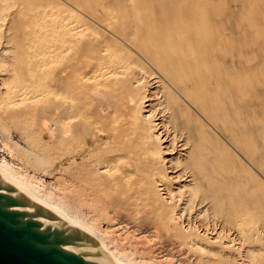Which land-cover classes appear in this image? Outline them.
Instances as JSON below:
<instances>
[{
	"label": "bare ground",
	"instance_id": "obj_1",
	"mask_svg": "<svg viewBox=\"0 0 264 264\" xmlns=\"http://www.w3.org/2000/svg\"><path fill=\"white\" fill-rule=\"evenodd\" d=\"M58 1L60 2V0ZM158 1L159 0H152L151 2L150 0V3H148L149 1L147 0H140V2L136 3V5L130 4V6L127 8L128 12H129L128 9L130 8V16L128 17L126 14H124L123 19H121V17L117 15L114 12V10L111 12V10L109 9L110 5H108L107 3L106 4L102 3L101 5L97 4V6H95L92 5L93 4L92 0L90 2V5L88 3L85 4L87 1L84 3L85 5L81 4V2L79 3L73 2L71 4L74 5L66 6L65 11L60 10L61 14L57 15V19L54 23L53 34H52V38H53L52 56L54 58L53 62H55L54 67L56 65V69H57L55 70L56 73L54 72L56 75L53 80L52 88L50 87L51 93L53 94L55 101L54 106L52 105L53 109L51 108L52 109L51 113L53 114V118H54V124H53V128L52 127L49 128L51 125L48 127L47 124L48 120L45 118L42 122V125L44 124L45 126L44 128L48 129L49 138L51 139L50 141H52L56 145L55 148L57 149L56 151L57 154L55 159L53 158V165H57L58 167H60L63 164L62 162L61 165L59 163L56 164L57 162H59L58 159L59 158L61 159L60 156L62 155L63 151H66V153H63V155L66 154L65 158L68 153L69 155L73 154L71 156V159L69 158L70 159L68 163L69 169L67 173L70 175L69 178L71 179V181L69 182L71 183V187L70 186L69 187L72 188L71 190H73L75 196L73 197L72 201H66L62 199L60 196L57 197L56 195L50 192L42 191L38 188L40 184L38 186H36V184L34 185L33 184L34 182L32 183L31 180L29 181L28 180L29 177L27 178V175L25 176L24 174L22 175V173H19L14 168V165L12 166L11 164L5 161L2 162L1 160H0V184H2L4 187H10L12 189L11 192L14 193L16 196L18 197L22 196L26 198V200L28 201V205H30L32 208L34 209H37V207L42 208L53 214L54 215L53 219L50 218L47 219H49L59 228H68L70 231L77 232L79 235L86 237L87 239L81 241L80 243L108 264H153L151 263L152 262L151 259L150 260L147 259L149 261H147L145 258L136 259L132 256V254L125 252L126 249L123 250L119 249L109 240L107 234H109L110 232H112V234L113 233L121 234L124 237L126 235L127 236L132 235L137 239V243L138 241L143 243H154L156 249V256L158 257L159 260L161 259L162 261H166L167 259L174 258L179 262V264H190L191 261H189V259L191 260L193 257L194 260L197 261L196 264H198L199 262L201 264L202 256H204L205 258L207 255H210L211 257L213 256V258L210 259L215 260L213 262L216 264H236L227 255V253H224V250L226 252L227 249L228 250L231 249L235 243L233 241L231 242L224 241L223 238L225 237V234L229 231L227 229V227L229 226L226 227L225 224L230 223V221H232L231 220L232 218H230L231 216L230 213L232 212H230L229 210L230 209L232 210L233 205H236L233 204L234 201L231 203V200L233 198L231 195L232 192L229 191V186L230 187L232 186L230 181L234 183L235 180L237 179L236 176L238 174L235 175L232 173L233 175H235L236 178L233 181L231 179L229 180V178L226 175L223 176L222 174L221 177L222 179L224 177V180L223 181L220 180L223 183V185L222 188L220 187L222 191H221V195H219L220 196V198L218 199L219 201L217 200V196H215L217 189H215L216 190L215 191L214 189L211 188L212 184H214L212 182L213 180L212 175L216 176V174L212 173L214 172L213 168H215L217 164H225L226 166L227 164H232L231 156L233 155V154L231 155L232 152L229 149V144L227 142L228 140H225L226 143L222 142L224 144H220L223 145V150L221 148L222 146L220 147V149L223 152L219 155L218 150L219 151L221 150L219 148L217 150L216 149L217 147L216 148L214 147L215 145H213L214 143L213 141L215 140H212L214 138L213 137L214 135L219 137L218 136L219 134L218 135L215 134L214 127L220 125L219 128L223 130V133H225L232 140L234 145L238 144V142L236 141H239V138L241 137L240 136L238 138L239 136L238 135L237 136L238 140L237 138H235V136L240 131L239 132L236 131L237 133L234 132L235 136L233 135L234 133L231 127L234 128V125L232 126L230 125V123L232 122L234 124L236 123L234 122V120L233 121L231 120L232 122H230V117L228 116V112H227L228 110H226L227 109L226 105H224V103H227L228 105L229 104L228 102L231 101L230 96L232 95H230V93L232 92V88L229 93V89H230L229 86L234 87V90L237 87V86L236 87L233 86L232 80L230 81V76L231 77L233 76V75L229 76V74L232 71L230 70L231 67L229 69L230 72L228 71L229 73L226 70L227 68L226 69L223 68L226 71L224 70L225 72L224 71L221 72L222 70L220 67V63H221L220 61L226 60V57L229 54L228 52V54L225 55L224 54L225 52L222 53L223 51L222 52L218 51L220 50L218 49V47L221 48L222 47L221 45H223L224 47L227 46L228 40L226 39L227 37L225 36L226 35L225 32L227 30L225 29L224 32L225 34L224 36L226 38L223 37L224 38L223 39L218 36L217 37L218 39H216L217 42H213L215 43L213 45V43L211 42L214 40L215 37H213L214 35H212V32L209 29L210 27L207 23L208 22L207 16L209 15H207L208 13L205 14L202 11H200L201 5L200 6L198 5V7L195 6L196 8H193L196 3L190 0V3L191 2L194 3V5L190 4L191 5L190 7H192V5L193 7L189 8L190 10L193 9V11H189L188 9L189 12L191 13L193 12L191 14L192 17L191 16L188 17L187 16L188 14L186 12H185L186 15H183V11L182 14H180L179 16H174V15L168 16L169 14L167 15L166 13L170 11L168 9L173 7V4L170 5L165 4V7L167 6L168 9L165 7H162L161 9L160 7L162 3L159 1V3L161 4L157 6ZM181 1L179 2V5L182 3L181 5L184 6L185 1L182 2ZM207 1L209 0L203 1L204 4ZM229 1L230 0H228V2ZM99 2H101V0ZM111 2L117 3L118 1L113 0ZM123 2L126 1L123 0ZM65 3H67V0L65 1ZM94 3H96V1ZM120 4L122 5V3ZM219 4L222 3L219 2ZM217 5L214 6L217 7ZM230 6L228 8L232 9V7ZM251 6L253 10L254 8H256L253 5ZM257 6L259 7V5ZM216 7L214 9H216ZM123 8L125 7L122 8L119 7L121 11ZM205 8L203 11L207 12ZM218 9L220 10L221 8ZM57 10L55 12H57ZM239 10H242V8L238 9V11ZM260 10L262 9H258L257 11ZM222 12L223 11H221V14ZM156 13H158V15H156ZM228 13L229 11H227V14ZM216 15H219V13ZM240 16L244 17L243 14ZM257 16L260 17L259 14H257ZM190 17L192 20H190ZM210 17H212V15H210ZM233 17L231 16V18ZM237 17L238 16H236V18ZM231 18L229 21H231ZM246 19L244 18V20ZM220 20L222 19L219 18V21ZM251 20L250 22L247 21L246 23L249 22L250 25V23L252 22ZM17 21L23 22L24 20H21L18 17ZM213 21H211V24L213 23ZM256 21L258 20L256 19ZM217 22H216L217 26H220L219 24L220 22L219 23ZM238 22L239 21H237V23ZM214 23L212 24V27ZM239 25H241L240 22ZM257 25L258 23L255 26L257 27ZM95 26L97 29L100 28L104 30L103 31L104 33L103 32L101 33L100 31L102 30L100 29H98L99 32H97L98 30L96 31ZM260 26H262V23ZM20 27L21 25L19 26V28ZM236 27L235 28L233 27L234 31L236 30ZM249 28L246 27V29ZM252 28L250 31H252ZM89 30H92L93 32L92 36L86 38L87 33L91 35L90 33L91 31L88 32ZM243 30H244V36L246 37L245 27ZM243 30L242 31L240 30L241 34ZM23 31L24 29L22 30V32ZM234 31H232L233 35L235 34ZM218 32H220V30ZM238 32L239 31L236 32V35H238L237 34ZM261 32H263V30ZM253 34L255 35V33ZM256 35L258 36V34ZM243 37L242 39L244 40L245 38ZM30 39H32V37H30L29 40ZM252 39L251 41L253 42ZM49 40H51V37ZM258 40L255 41L257 42ZM229 41L232 42V40L230 39ZM81 42L82 45L80 44ZM23 44H25L24 41ZM251 44L252 43H250V45ZM48 45H50V43ZM79 45H81V47H79ZM247 45L249 46V44ZM239 49L242 50V48L240 47ZM74 50H76V52ZM226 50H229L228 46ZM72 52L74 53V56H77L76 55L77 52H79L80 55L77 58L75 57L74 60L68 59ZM244 52L242 53L244 54ZM254 52L252 51V53ZM232 55L234 54L232 53ZM232 55L231 56L228 55V56H230L231 58ZM246 55H244V57H246ZM241 56L242 59H245L243 58V55ZM251 56H253V54L250 55L249 57L251 58ZM218 57L223 60H220ZM254 57L259 58L258 55L257 56L254 55ZM67 59H68V64L63 67L62 66L63 61L65 63V60ZM218 59L220 60L219 63L217 62ZM233 60L234 59H232V63ZM224 66H228L226 65V62L224 63ZM258 69H260V71L263 70L261 68ZM255 70L259 71L257 69ZM243 71L245 73V70ZM247 72L249 71H246V73ZM263 72L264 70L261 71L262 74ZM246 73L245 75H247ZM255 74L257 75L258 73ZM255 74H253L252 76H254ZM247 76H248L247 79L251 80V78L249 79V75ZM1 77H3V75ZM247 79L245 78V80ZM256 79L261 80L263 78L258 77ZM260 80L258 81V83L260 82ZM240 81L242 80H239V83H242ZM149 82L152 85L150 89H148L149 87L147 86ZM233 83H235V81ZM251 84L253 85L254 83H250V85ZM245 86L247 85L245 84ZM25 88L26 87H24V89L21 88L23 90V94ZM29 88H31V86ZM34 88H36V86ZM242 88L240 86V89L244 90ZM247 89L249 90V88ZM12 90H2L0 92L2 99L3 98L5 99V97H7V99L10 100V101L7 100V102H10L11 106L16 104L20 105L23 102V98L25 97V94L23 95L20 94V92H15L14 90L13 91ZM237 90H239V88ZM39 91L40 89H38V93ZM235 92L236 91L232 93L234 94ZM242 93L243 92H241V94ZM244 95H246L245 92L242 96ZM247 95H250L249 92L247 93ZM53 96L51 95L52 99ZM250 97L248 99H250ZM27 98L31 100L30 94L29 97L27 96ZM28 99L26 102H28ZM246 99L247 98L244 97V100H242L241 102L244 103L243 101H245ZM240 100H238V102H240ZM252 102L253 101H251L250 103L252 104ZM242 103L240 104V106H243ZM248 106H250V104ZM229 107H231L232 112L235 108L237 109L240 108L239 106L238 107L235 106V108L233 106H229ZM246 107L247 106H245V108ZM237 112L239 111L237 110ZM233 116L234 114L232 115V117ZM251 117L253 118V116ZM239 120H237L236 122L239 123L238 122ZM255 120L256 119L254 118L253 121ZM246 122L247 121H244V123ZM244 123L242 122L243 125ZM245 125L248 126V124ZM206 126H208V128L210 127V129L213 128L214 135L212 133V129L211 130L206 129ZM218 131L220 133V130ZM261 131L262 130L260 131L258 130L256 132L258 133ZM252 134H254V132ZM226 135L222 137H226ZM261 135L264 134H262L261 132ZM250 136L252 137V135ZM216 139L219 140V138ZM233 140L236 143H234ZM244 141L242 144H245ZM256 141L257 140H255V142ZM259 141L258 143H260ZM262 141L264 142V140ZM245 142L248 143V141ZM250 142L251 141H249V143ZM140 144L143 147H139ZM217 144L218 143H216V145ZM234 145H232L233 149H234ZM5 147L7 149H10L8 145H5ZM138 147L141 149H139ZM257 147H255L254 145V147L252 148L257 149ZM238 148H236L235 150H237ZM261 151L263 152V149ZM74 152L77 153L75 154ZM233 152L235 153L236 151L233 150ZM244 153L242 152L241 154L240 152L241 155L246 156L244 155ZM141 154L142 156L143 155L148 156L147 160L145 159L146 161H143L144 159L141 158L142 157ZM236 154H235L236 159L234 158L235 160H237L238 157V153ZM241 155L239 157H241ZM78 156L81 157L80 162L77 160ZM247 156L250 157V154ZM256 157L257 156H255V159ZM259 158L258 159L260 161L261 156H259ZM262 160L260 162H262ZM259 161H256V163ZM237 162L234 161V163ZM245 163L243 165H245ZM226 166L225 168H227ZM262 167L264 168V164ZM218 168L220 167L218 166ZM231 168L229 169L232 170ZM65 170L67 171V169ZM59 171L61 172L60 169ZM222 171L225 172L224 170ZM243 171H245V169ZM243 171H241V174H243ZM211 173L212 175L210 176ZM226 173L227 172H225L224 174ZM218 178H216L217 181ZM240 178L242 179L241 176ZM215 184L217 183L215 182ZM238 189L239 188H236L233 189L232 191H234L236 194V190L237 192H239ZM200 193H203L202 194L203 198L201 197L203 203L204 202L207 203V201H211L209 203H212L213 207H216V202L218 201L219 204L217 207L220 208L219 211H221L222 212V213L220 212L221 215L223 214L224 216V221H225L224 225L222 224L223 219L221 221V224L220 223L218 224L219 221L217 222L216 220H213V222L211 223H209L210 221L208 220L209 222L202 224L201 222V217L203 214L202 211H200L199 213H197V211H195L196 213L193 212L194 209L193 204L195 203V200H197V198L200 196ZM241 193L244 194L243 192ZM235 194L233 195L235 196ZM239 195L237 194V197ZM230 197L232 198L231 200ZM237 197L235 198V200L237 199ZM231 204L233 205L231 206ZM85 205H89L91 206V208H95L98 212H100L101 218L104 217L103 219L106 220L107 223L109 222L110 227H106V229H104L102 228L100 223H98L99 222L98 218H93L92 217L93 215L91 216L92 218L88 217V215L85 212H83V210L81 209V207ZM143 207H145V209H148L149 212L147 211L148 213H145V211L141 210ZM91 208L89 207L90 210ZM243 209L245 210V208H242L241 210ZM88 211L89 210H87V212ZM233 212L235 213V209ZM132 213L133 216L131 217L129 214ZM123 214L126 216H124ZM238 214L240 215L241 213ZM239 215H236L235 213V215L231 217H234L236 219ZM235 219H233L232 223H234ZM243 219L244 218L240 216L239 218H237V220L234 223L236 229H239L237 230V232L241 231L242 233L243 229L246 228L244 227L245 221ZM151 220L153 222L157 221L158 223H160V225H162L160 229L163 228L166 230L167 237L172 236L175 239H179L180 241L178 240V243L180 242V244H174V245L165 244L156 229L141 225L147 221H149L150 223ZM210 227H212V229H210ZM250 232L248 230L249 236H250ZM238 234L240 233L238 232ZM239 236L242 235L240 234ZM254 237H255L254 239L256 240L255 233H254ZM170 238L168 239L170 240ZM245 241L247 242V240ZM249 241H253V240H249ZM243 242L242 243L239 242L240 245L244 244ZM258 243L261 242H259L258 240ZM251 244L253 245L252 242ZM242 247L243 246H241V249ZM231 253L233 254V251ZM247 253L249 252L247 251ZM262 264H264V261Z\"/></svg>",
	"mask_w": 264,
	"mask_h": 264
},
{
	"label": "rangeland",
	"instance_id": "obj_2",
	"mask_svg": "<svg viewBox=\"0 0 264 264\" xmlns=\"http://www.w3.org/2000/svg\"><path fill=\"white\" fill-rule=\"evenodd\" d=\"M62 1H63V3H62ZM65 1L66 0H60V2L58 1V0H0V84H3V85H0V89H2L3 87H5V88H3L2 90H14L15 92H20V94H23V90L22 89H24V87H26L25 88V90H24V94H25V97L23 98V102L20 104V105H18V104H16V105H10V102H7V97H5V99L3 98L2 99V96L0 95V160L3 162V161H5V162H7V163H9V164H11L12 166L14 165V168L19 172V173H22V175L24 174L25 176L27 175V178H28V180L30 181L31 180V182L35 185L36 184V186H38L39 184V186H38V188L40 189V190H42V191H45V192H50V193H52V194H54V195H56L57 197H61L62 199H64V200H66V201H72L73 200V197L75 196V193L73 192V190H71L72 188H70L71 187V183H69L70 181H71V179L69 178L70 177V175L67 173L68 172V163H69V160L71 159V156L73 155V154H71V155H69V153L67 154V156H66V158H65V155L66 154H64L63 155V153H66V151H63V153H62V151H61V153H62V155L60 156L61 157V159L59 158L58 160H59V162H57L56 164H62L60 167H58L57 165H53V158L55 159V157H56V154H57V149L55 148L56 147V145L52 142V141H50L51 139L49 138V132H48V129L47 128H44L45 126H44V124L42 125V122H43V120L46 118L47 120H48V122H47V124H48V127L49 128H53V124H54V118H53V114L51 113V111H52V107L54 106V96H53V94L51 93V88H52V84H53V80H54V78H55V73H56V71L55 70H57L56 69V65H55V67H54V64H55V62H53L54 61V58H53V51H52V45H53V38H52V34H53V27H54V23H55V21H56V19H57V15H59V14H61V11L60 10H64L65 11V9H66V6H71V5H74V4H71V3H76L77 1L76 0H70V1H68L67 0V3H65ZM76 1V2H75ZM87 1V2H86ZM89 1V2H88ZM93 2V4L92 5H95V6H97V4L98 5H101L102 3L104 4H108V5H110V7H109V9L111 10V12L114 10V12L117 14V15H119L120 17H121V19H123V15L124 14H126L128 17L130 16V8L128 9L129 10V12L127 11V8L130 6V4H134V5H136V3H138V2H140V0H125L126 2H123V0H117L118 2L116 3V2H111V1H113V0H101V2H99L100 0H92ZM96 1V3H94ZM121 1V2H120ZM131 1H132V3H131ZM147 1H149L148 3H150V0H147ZM159 1L162 3H159ZM158 2H157V6H159L160 4H161V9H162V7H165V4L166 5H170V4H173V7H171L170 9H168V7L166 6L165 8H167L168 10H170L168 13H166L168 16H172V15H174V16H179L180 14H182V11H183V15H186V13L188 14L187 16L189 17V16H191V14L193 13H191V12H189V11H193V9L192 10H190L189 8H192L193 7V5H194V3H196L195 5H194V7L193 8H196V7H198V5L200 6H202L203 4H204V2L203 1H206V0H203V1H201V0H191L192 2L194 1V3H190V0H182V1H185V5L183 6V5H179V2L181 1H175V0H159ZM170 1V2H169ZM181 1V2H182ZM196 1V2H195ZM199 1H201V2H199ZM219 0H217V2H216V0L214 1V0H209V1H207V2H205V6L203 5L202 7L200 6V11H202L203 13H205V14H207V15H209V16H207V18H208V25H209V29L211 30V32H212V35H214L213 37H215L214 38V40L211 42V43H213V42H217V40L216 39H218L217 37L219 36L220 38H226L228 41H227V46H228V49L229 50H226L227 49V46H223V45H221L222 47L220 48V47H218V49H220V50H218V51H223L222 53H224L225 55H227L228 54V52H229V54L228 55H232V53L234 54V55H232V57L233 56H237V58H236V56L235 57H231L230 58V56H228L227 55V57H226V60H224V61H220V60H223V59H221V58H219L218 60H217V62L219 63V61L221 62L220 63V67H221V72H223L226 68V70H227V72L229 71L230 72V70H232L231 71V73L229 74V76L230 75H233L232 77L234 78V77H236V78H232L231 76H230V81L232 80V84H233V86H237L236 88H235V90H234V87H232V86H229L230 87V89H229V93H230V91H231V88H232V92H234V91H236L234 94L231 92L230 93V95H232V96H230V100L231 101H233V102H231V101H229L228 103L230 104H228L227 105V103H224V105H226V110H228L227 112H228V116L230 117V122H232L233 120H234V122L236 123V124H234L233 122L232 123H230V125H234V128L233 127H231V129H233V133L235 132V133H237V132H239L236 136H235V133L233 134L234 136H235V138H237V136H238V138H239V141H236V142H238V144L237 145H234L233 144V142H232V140L225 134V133H223V130H221L219 127H220V125L219 126H217V127H214L215 128V134L216 135H218L219 137H217V136H215L214 135V130H213V128H211L212 129V133H213V139L212 140H215V141H213L214 143H213V145H215L214 147L218 150V148L220 149V147L222 148V150H223V145H220V144H224V143H226L225 142V140H228L227 142H228V144H229V149L231 150V155L233 156H231V163L232 164H227V166L225 165V164H217L216 166H215V168H213L214 169V172H212V173H214V174H216V176L215 175H212V173L210 174V176L212 175L213 176V180H212V182L214 183V184H212V189H217V191H216V194H215V196H217V200L220 198V196L219 195H221V188H222V185H223V183L220 181V180H224V177H223V179H222V174H223V176H227L228 178H229V180L231 179L232 181L233 180H235L236 178H235V175H237L236 177H237V179L235 180V182L233 183V182H231L230 181V183L232 184V186L230 187L229 186V191H231L232 192V198L230 197V200H231V203L233 202V204H236V205H233V204H231V206L233 205V208H232V210L230 209L229 211L230 212H232V213H230V215L231 216H234L235 215V213H236V215H239L238 213H241L238 217L237 216H235V217H237V218H239L240 216H242L244 219V221H245V225H244V227H246L248 230H249V232H250V236H249V233H248V230L245 228V229H243V232L241 233V231H238L242 236H239L240 234H238V232H237V230H239V229H236V227L234 226V223H235V221L237 220V218L235 219L234 217H231L230 216V218H232L231 220L232 221H230V223H227V224H225V221H224V216H223V214L221 215V211H219L220 210V208L219 207H217L218 206V201L216 202V207H213V205H212V203H209V202H211V201H207V203L206 202H204L203 203V201L201 200L202 198H203V193H200V196L197 198V200L199 201H197V200H195V203L193 204L194 205V209H193V212L194 213H196L195 211H197V213H199L200 211H202V217H201V222H202V224H204V223H207V222H209V223H211V222H213V220H216L217 222H218V224L220 223L221 224V221H222V219H223V225L225 224L226 225V227L227 226H229V227H227V229L229 230L226 234H225V237L223 238L224 239V241H233L235 244H234V248L232 249H227L226 250V252H225V250H224V253H227V255L237 264H262L263 263V261H264V172H263V170H264V168L262 167L263 166V164H264V142L262 141V140H264L263 139V137H264V135H261V132H262V134H264V127H263V125H264V72H263V74L261 73V71H263L264 70V63H262V62H264V56H263V54H264V41H262V40H264V0H255V1H252V0H235V1H233V0H230V1H232V2H230V3H232V4H230L229 2H228V0H220L219 2L220 3H222V4H219V2H218ZM227 1V2H226ZM252 1V2H251ZM260 1V2H259ZM79 2H81V4H84L85 2V4H89L90 5V2H91V0H84V1H82V0H79L77 3H79ZM109 2V3H108ZM151 2H152V0H151ZM188 2V3H187ZM198 2V3H197ZM215 2V3H214ZM243 2V3H242ZM251 2V3H250ZM260 4H259V3ZM68 3H70V4H68ZM115 3V4H114ZM120 3H122V5L120 4ZM128 3V4H127ZM148 3H147V5H148ZM178 3V4H177ZM212 3V4H211ZM218 5H217V4ZM252 3H254V4H252ZM257 3V4H256ZM84 4V5H85ZM116 4H118V5H116ZM120 4V5H119ZM151 4H153V3H151ZM190 4H193L192 5V7H190L191 5ZM208 4H209V6H208ZM210 4H211V6H210ZM162 5H164V6H162ZM175 5H176V8H175ZM214 5H217V7L216 6H214ZM231 5V6H230ZM244 6V7H242V6ZM251 5H253L254 7H256V8H254V10H253V8H252V6ZM256 5V6H255ZM257 5H259V7L257 6ZM261 5V6H260ZM116 7V8H114V7ZM178 6V7H177ZM181 6V7H180ZM188 6V7H187ZM196 6V7H195ZM222 6V7H221ZM232 7V9L231 8H228V7ZM245 6H246V8H245ZM249 6H250V8H249ZM59 7H60V9H59ZM119 7L120 8H122V7H125V8H123L122 9V11L119 9ZM206 7V8H205ZM208 7V8H207ZM212 9H211V8ZM216 7V9H214ZM225 7V8H224ZM112 8V9H111ZM159 8V9H160ZM178 8H180V9H178ZM182 8V9H181ZM187 8V9H186ZM204 8L206 9V11L207 12H205V11H203L204 10ZM218 8H221L220 10L218 9ZM242 8V10H239L238 11V9H241ZM58 9V10H57ZM117 9H118V11H117ZM158 9V10H159ZM184 9V10H183ZM185 9H186V11H185ZM188 9H189V11H188ZM258 9H262V10H260L261 12H262V14H261V12L260 11H257ZM57 10V12H55ZM123 10H124V12H123ZM177 10V11H176ZM218 10H219V12H218ZM225 10V11H224ZM245 10V11H244ZM250 10H251V12H250ZM121 11V12H120ZM173 11H174V13H173ZM180 11V12H179ZM214 11H215V14H214ZM221 11H223L222 12V14H221ZM227 11H229V13L227 14ZM238 11V12H237ZM242 11V12H241ZM186 12V13H185ZM190 14H189V13ZM219 13V15H216V14H218ZM246 14H244V13ZM114 13V14H115ZM123 13V14H122ZM159 13V12H158ZM158 13H156V15H158ZM211 13V14H210ZM225 13V14H224ZM236 13V14H235ZM251 13H253V14H251ZM121 14V15H120ZM214 14V15H213ZM222 16H221V15ZM230 14V15H229ZM235 16H234V15ZM243 14V16L244 17H242V16H240V15H242ZM252 16V18H251V16ZM256 14V15H255ZM257 14H259L260 15V17L259 16H257ZM20 15V16H19ZM23 15V16H22ZM210 15H212V17H210ZM225 15V16H224ZM248 15V16H247ZM263 15V16H262ZM21 19V20H24L23 22H21V21H17L18 20V17ZM54 16V17H53ZM213 16H214V18H213ZM217 16H220V17H217ZM231 16L233 17V18H231ZM236 16H238L237 18H236ZM240 16V17H239ZM247 16V17H246ZM192 17V16H191ZM191 17H190V20H192L191 19ZM217 19H216V18ZM257 17H259V18H257ZM262 17V18H261ZM14 18V19H13ZM219 18L220 19H222V20H220L219 21ZM225 18H227V19H225ZM229 18V19H228ZM230 18H231V21H232V23H231V21H229L230 20ZM236 18V19H235ZM242 18V19H241ZM244 18L246 19V20H244ZM249 18H250V20L252 21V22H254V23H250V25H249V22H250V20H249ZM27 19V20H26ZM125 19V18H124ZM212 19V20H211ZM216 19V20H215ZM233 19V20H232ZM238 19V20H237ZM240 19H241V21H240ZM254 19V20H253ZM256 19L259 21H256ZM260 19V20H259ZM214 20V21H213ZM243 20H244V22H243ZM211 21H213V23L216 21H218L217 23H219L220 24V26H217V24H216V22L214 23V25H213V27H212V24H211ZM237 21H239L240 23H241V25H239V22L237 23ZM247 21H249L248 23H246ZM53 22V23H52ZM227 24H226V23ZM42 23H45V24H42ZM210 23V24H209ZM224 23V24H223ZM231 23V24H230ZM245 23V24H244ZM258 23V25H257V27L255 26L256 24ZM261 23H262V26H260L261 25ZM47 24H49V25H47ZM218 24V25H219ZM230 24V25H229ZM238 24V25H237ZM242 24H243V27H242ZM252 24V25H251ZM21 25V27L19 28V26ZM46 25V26H45ZM120 25V24H119ZM234 25H236V26H234ZM247 25V26H246ZM48 26V27H47ZM121 26V25H120ZM216 26V27H215ZM226 26V27H225ZM236 27V30L234 31V28ZM253 28H252V27ZM259 26H260V28H259ZM18 27V28H17ZM22 27H23V29H24V31L22 32ZM220 27V28H219ZM232 29H231V28ZM242 28V29H240V28ZM244 27H245V34H246V37L249 39V41H248V39L244 36ZM246 27L247 28H249V29H246ZM254 27H255V29H254ZM50 28V29H49ZM214 28H217V29H214ZM228 28V29H227ZM251 28H252V31H250L251 30ZM257 28V29H256ZM50 31H49V30ZM95 29H96V31L98 30V29H100V28H96V26H95ZM213 29V30H212ZM225 29L228 31V32H231V33H228L227 31L225 32ZM254 29V30H253ZM258 29H259V32H258ZM21 30V31H20ZM32 30H33V32H32ZM100 30H102V29H100ZM220 30V32H218ZM243 30V32H242V34L240 33L241 31ZM248 30V31H247ZM263 30V32H261V31ZM18 31V32H17ZM39 31V32H38ZM91 31V32H90ZM104 30H102V31H100L101 33L103 32ZM232 31H234L235 32V34L233 35V32ZM237 31H239L237 34L238 35H236V32ZM23 34H21V33ZM88 32H90L91 33V35L89 34V33H87V36H86V38H89V37H91L92 36V30H89ZM97 32H99V30L97 31ZM224 32H225V34H224ZM20 33V34H19ZM48 33H49V35H48ZM104 33V32H103ZM214 33V34H213ZM216 33V34H215ZM219 33V34H218ZM220 33H221V35H220ZM249 33V34H248ZM253 33H255V35L253 34ZM263 33V34H262ZM51 34V35H50ZM218 34V35H217ZM252 36H251V35ZM256 34H258V36L256 35ZM216 35V36H215ZM226 37H225V36ZM243 38H245L244 40H246V41H244L243 39H242V37ZM248 35V36H247ZM21 36V37H20ZM24 36H25V38H24ZM45 36H46V38H45ZM230 36V37H229ZM240 36V37H239ZM255 36V37H254ZM263 36V37H262ZM30 37H32V39H30L29 40V38ZM50 37H51V40H49L50 39ZM235 37H237V38H235ZM253 39H252V38ZM21 38V39H20ZM223 38V39H224ZM257 38V39H256ZM229 39L230 40H232V42L231 41H229ZM251 39L253 40V42L251 41ZM259 39V40H258ZM260 39H261V41H260ZM255 40H258L257 42L255 41ZM23 41H24V43L25 44H23ZM239 41V42H238ZM248 41V42H247ZM255 41V42H254ZM260 41V42H259ZM238 42V43H237ZM244 42V43H243ZM249 44V46L246 44ZM262 42V43H261ZM22 43V44H21ZM50 43V45H48V44ZM230 45H229V44ZM250 43H252L251 45H250ZM258 43V44H257ZM12 44V45H11ZM81 45H82V42L80 43ZM215 43H213V45H214ZM233 44H234V46H233ZM239 44V45H238ZM242 44H243V46H242ZM246 44V45H245ZM256 46H254V45ZM40 45V46H39ZM81 45H79V47H81ZM22 46H23V48H22ZM50 46H51V48H50ZM233 46V47H232ZM235 46H236V48H235ZM247 46V47H246ZM251 46H253V47H251ZM259 46H261V47H259ZM239 47L240 48H242V50H244V51H242L241 49H239ZM225 48V49H224ZM232 48V49H231ZM260 48V49H259ZM36 49H37V51H36ZM42 49H43V51H42ZM239 49V50H238ZM257 49H258V51H257ZM263 49V50H262ZM41 50V51H40ZM225 50V51H224ZM261 50V51H260ZM75 52H76V50H74ZM73 51V52H74ZM231 51H232V53H231ZM235 51V52H234ZM239 53H238V52ZM252 51L254 52V53H252ZM262 51H263V53H262ZM71 53L70 54V56H69V58L68 59H71V60H74V58L76 57H78L79 55H80V53L79 52H77L76 53V55L77 56H74V53ZM227 52V53H226ZM242 52H244V54L242 53ZM258 52V53H257ZM242 53V54H241ZM240 54V55H239ZM247 54V55H246ZM248 54H249V56L250 55H252L253 54V56H251V58L248 56ZM258 55V57L259 58H257V57H254V55L255 56H257ZM40 55V56H39ZM241 55H243V58H245V59H242V56ZM244 55H246V57H248V58H246V57H244ZM261 55V56H260ZM218 56V55H217ZM228 57H229V59H228ZM240 57H241V59H240ZM68 59L67 60H65V63H64V61H63V67L64 66H66L67 64H68ZM230 59H231V61H230ZM232 59H234L233 60V63H232ZM236 59V60H235ZM240 59V60H239ZM255 59V60H254ZM260 59H262V60H260ZM2 60V61H1ZM245 60H247V61H245ZM228 61V62H227ZM236 61H237V63H236ZM241 61V62H240ZM243 61V62H242ZM73 62V61H72ZM226 62V65H228V66H224V63ZM249 62V63H248ZM253 62V63H252ZM259 62H260V64H259ZM51 63V64H50ZM238 63H239V65H238ZM243 63V64H242ZM246 63V64H245ZM233 64V65H232ZM250 64V65H249ZM230 65V66H229ZM241 65H242V67H241ZM244 65H245V67H244ZM258 65H259V67H258ZM261 65H263V66H261ZM238 66V67H237ZM230 67H231V69H230ZM223 68H225V69H223ZM233 68V69H232ZM236 68V69H235ZM241 68H243V69H241ZM251 68V69H250ZM257 69V70H259L260 71V69H258V68H261V69H263V70H261L260 72L259 71H256L255 69ZM230 69V70H229ZM225 70V71H226ZM236 70H237V72H236ZM243 70H245V73H246V71H249V72H247L246 74L247 75H249V79L251 78V80H248L247 78H248V76L247 75H245V73H244V71ZM251 70V71H250ZM224 71V72H225ZM242 73H241V72ZM55 72V73H54ZM226 72V73H227ZM228 72V73H229ZM235 72V73H234ZM239 72V73H238ZM255 74V73H258L257 75L255 74L254 76H252L253 74ZM238 73V74H237ZM250 74H251V77H250ZM3 75V77H1ZM244 75H245V77H244ZM259 75V76H258ZM261 77V78H263V79H261V80H263V81H261L260 79H256V78H258V77ZM254 77V78H253ZM232 78V79H231ZM243 78V79H242ZM245 78L247 79V80H245ZM3 79V80H2ZM242 80V81H240V82H242V83H239V80ZM252 79H254V80H252ZM257 80V82H256V80ZM237 80V81H236ZM260 80V82L258 83V81ZM235 81V83H233ZM246 81V82H245ZM254 81V82H253ZM4 82V83H3ZM262 82V83H261ZM248 83V84H247ZM250 83H254L253 85H254V87H253V85L251 84L250 85ZM261 83V84H260ZM237 84V85H236ZM241 84V85H240ZM245 84L247 85V86H245ZM260 84V85H259ZM1 86H3V87H1ZM31 86V88H29ZM36 86V88H34ZM149 88L148 89H150L151 87H152V85L150 84V82H149V84L147 85ZM240 86H241V88L242 89H244V90H241L240 89ZM7 87V88H6ZM14 87V88H13ZM51 87V88H50ZM249 88V90L247 89V88ZM251 87V88H250ZM22 88V89H21ZM239 88V90L241 91V92H243L242 94H241V92L239 91V90H237ZM254 88V89H253ZM38 89H40V91H41V93H40V91H39V93H38ZM2 90H0V92L2 91ZM12 90V91H13ZM20 90H22V91H20ZM43 90V91H42ZM247 90V91H246ZM45 91V92H44ZM49 91V92H48ZM252 91V92H251ZM240 92V93H239ZM244 92L246 93V95H244V96H242L243 94H244ZM249 92V94L250 95H247V93ZM26 93H27V95H26ZM44 95H43V94ZM23 94V95H24ZM29 94H30V98H31V100L30 99H28L27 98V96L29 97ZM34 94V95H33ZM47 94H49V95H47ZM237 96H236V95ZM42 95V96H41ZM51 95L53 96V99H52V97H51ZM233 95H235V96H233ZM32 96V97H31ZM40 96H41V98H40ZM240 96V97H239ZM242 96V97H241ZM248 96V97H247ZM251 96V97H250ZM23 97V96H22ZM36 97V98H35ZM234 98V99H232V98ZM244 97L245 98H249L250 97V99H248L249 100V102H248V100L246 99L245 101H243L244 103H242L241 101L242 100H244ZM26 98V99H25ZM243 98V99H242ZM27 99H28V102H26L27 101ZM241 99V100H240ZM236 100H237V102H236ZM238 100H240V102H238ZM8 101H10V100H8ZM32 101V102H31ZM251 101H253L252 102V104L250 103ZM7 102V103H6ZM31 102V103H30ZM2 103V104H1ZM53 103V104H52ZM234 103V104H233ZM239 103V104H238ZM242 103V105L243 106H240V104ZM250 104V106H248L249 104ZM263 103V104H262ZM232 104V105H231ZM238 104V105H237ZM261 106H260V105ZM53 105V106H52ZM14 106V107H13ZM16 106V107H15ZM229 106H233L234 108H235V106H239L240 108H233L234 110H233V112L231 111L232 109H231V107H229ZM245 106H247L246 108H247V110H246V108H245ZM229 107V108H228ZM241 107H244V108H241ZM52 108V109H51ZM263 108V109H262ZM237 110L239 111V112H237ZM242 110H244V111H242ZM247 112H246V111ZM230 111V112H229ZM243 113H242V112ZM230 113H232V114H230ZM239 113H242V114H239ZM246 113V114H245ZM2 114V115H1ZM234 114V116L232 117V115ZM239 114V115H238ZM243 114H245V115H243ZM259 114H260V116H259ZM238 117H237V116ZM240 115H242V116H240ZM257 117H256V116ZM236 116V117H235ZM249 116H250V118H249ZM251 116H253V118L251 117ZM251 120H249L248 118ZM3 118H5V119H3ZM241 119V120H239V119ZM242 118H244V119H242ZM254 118L256 119L255 121H253L254 120ZM258 119V120H257ZM261 121H260V120ZM263 119V120H262ZM232 120V121H231ZM237 120H239L238 122L240 123H237L236 121ZM247 121L246 123H244V121ZM253 121V122H252ZM242 122L244 123V125L242 124ZM258 122V123H257ZM219 123H221V122H219ZM218 123V124H219ZM252 125V123H253V125H252V127H251V125ZM258 125H260V126H258ZM263 123V124H262ZM245 124H248V126L247 125H245ZM235 125H236V127H235ZM255 125V126H254ZM239 126V127H238ZM241 126H242V128H241ZM246 126V127H245ZM257 126V127H256ZM254 127V128H253ZM263 127V128H262ZM237 128V129H236ZM244 128H245V130H244ZM247 128V129H246ZM250 128V129H249ZM253 128V129H252ZM255 128H256V130H255ZM259 128H261V129H259ZM206 129H209V130H211L210 129V127L208 128V126H206ZM243 129V130H242ZM248 129H249V131H248ZM260 131V130H262L261 132H256V131H258V130ZM218 130H220V133H219V131ZM251 130V131H250ZM252 130H255V131H252ZM237 131V132H236ZM241 132H242V134H241ZM246 132V133H245ZM251 132V133H250ZM254 132V134H252ZM223 135H222V134ZM243 133H244V135H243ZM248 134V135H247ZM252 135V137L250 136V135ZM257 134H258V137H257ZM226 135V137H222V136H225ZM251 138V140H250V138ZM261 136V137H260ZM221 137V138H220ZM254 137H255V139H254ZM216 138H219V140L218 139H216ZM238 138H237V140H238ZM245 138V139H244ZM249 138V139H248ZM258 138H260V139H258ZM241 139V140H240ZM49 140V141H48ZM218 140V141H217ZM220 140H222V141H220ZM248 141V143H246L245 141ZM255 140H257L256 142H255ZM260 140V141H259ZM232 142V144H231V142ZM234 141V140H233ZM240 141H241V143H240ZM243 141H244V143L245 144H242L243 143ZM249 141H251L250 143H249ZM252 141H253V143H254V145H255V147H257V145H258V147H257V149H255V148H252V147H254V145H253V143H252ZM258 141L260 142V143H258ZM221 142V143H220ZM222 142H224V143H222ZM235 141H234V143H236ZM54 145H53V144ZM216 143H218L217 145H216ZM252 143V144H251ZM256 143V144H255ZM258 143V144H257ZM239 144H240V146H239ZM248 144H250V145H248ZM5 145H8L9 146V148L10 149H7L6 147H5ZM232 145H234V149H233V146ZM247 145H248V148H247ZM253 145V146H252ZM259 145H261V146H259ZM263 145V146H262ZM230 146H231V148H230ZM245 146V147H244ZM252 148H250V147ZM139 147H143L141 144L139 145ZM138 147V148H139ZM239 147V148H238ZM244 147V148H243ZM261 147V148H260ZM64 148V147H63ZM236 148H238L237 150H235ZM246 148H247V150H246ZM260 148V149H259ZM65 149V148H64ZM139 149H141V148H139ZM245 149V150H244ZM263 149V152L261 151ZM221 150V149H220ZM219 151L218 150V153H219V155L223 152V151ZM229 150V151H230ZM233 150L234 151H236L235 153L233 152ZM241 152V154H242V152L244 153L245 151H247V152H245L244 153V155H249L250 154V157L249 156H243V155H241L240 154V152ZM241 150H244V151H241ZM259 151V152H258ZM251 152V153H250ZM257 154H256V153ZM262 152V153H261ZM75 154L77 153V152H74ZM236 153H238V157L241 155V157H237V160H235L236 159ZM253 153V154H252ZM256 155H255V154ZM54 154H55V156H54ZM236 154V155H235ZM259 154V155H258ZM253 155V156H252ZM257 156L256 157V159H255V156ZM141 156H142V154H141ZM145 156V157H144ZM252 156V157H251ZM259 156H261V160H262V162H260L259 161ZM147 155H143L141 158H143L144 160L143 161H146L147 160ZM248 159H246V158ZM46 158V159H45ZM70 158V159H69ZM78 159V161L80 162V156H78L77 157ZM235 158V159H234ZM259 158V159H258ZM45 159V160H44ZM68 159V160H67ZM146 159V160H145ZM240 159H242V160H240ZM250 159H253V160H250ZM258 159V160H257ZM44 160V161H43ZM47 160V161H46ZM234 161L235 162H237V163H234ZM240 161V162H239ZM251 161H252V163H251ZM256 161H259V162H257L256 163ZM62 162V163H61ZM243 162V163H242ZM246 162V163H245ZM249 162V163H248ZM67 163V164H66ZM239 163V164H238ZM245 163V165H243ZM251 163V164H250ZM254 163V164H253ZM260 165H262V166H260ZM44 164H45V166H44ZM47 164V165H46ZM237 165V166H236ZM258 165V166H257ZM218 166L220 167V168H218ZM225 166L229 169V168H231V166H232V170H228L227 168H225ZM230 166V167H229ZM236 166V167H235ZM57 167H58V169H57ZM63 167V168H62ZM238 167V168H237ZM243 167V168H242ZM245 167V168H244ZM262 167V168H261ZM56 168V169H55ZM223 168V169H222ZM236 168V169H235ZM239 168H240V170H239ZM59 169L61 170V172L59 171ZM64 169V170H63ZM65 169H67V171L65 170ZM218 169H219V171H218ZM235 169V170H234ZM245 169V171H243V170ZM251 171V173H250V171ZM209 170V169H208ZM221 170V171H220ZM222 170H224L225 172H227L226 174H224L225 172H223ZM227 170V171H226ZM63 171V172H62ZM65 171V172H64ZM219 172V173H217V172ZM234 171V172H233ZM240 171V172H239ZM241 171H243V174H241ZM216 172V173H215ZM254 172V173H253ZM220 173H221V175H220ZM235 174V175H233V174ZM217 174H219V175H217ZM230 174V175H229ZM231 174H232V176H231ZM240 174V175H239ZM253 174H256V175H253ZM244 175V176H243ZM231 176V177H230ZM234 176V177H233ZM240 176L242 177V179L240 178ZM254 176V177H253ZM219 177V178H218ZM220 177H221V179H220ZM239 177V178H238ZM245 177V178H244ZM259 177H260V179H259ZM32 178V179H31ZM211 178V177H210ZM216 178H218V181L216 180ZM234 178V179H233ZM35 180V181H34ZM215 180V181H214ZM241 182H240V181ZM239 181V182H238ZM259 181V182H258ZM215 182L217 183V184H215ZM244 182H245V184H244ZM263 184H262V183ZM218 183H219V185H218ZM235 183H236V185H235ZM221 184V185H220ZM237 184H238V187H237ZM244 184V185H243ZM41 185H42V187H41ZM218 187H217V186ZM233 185H235V186H233ZM70 186V187H69ZM221 187V188H220ZM242 189H241V188ZM42 188V189H41ZM236 188H239L238 189V191L239 192H237V190H236V194H235V192L234 191H232L233 189H236ZM48 190V191H47ZM203 190V189H202ZM241 190V191H240ZM218 191H220V192H218ZM241 192H243L244 194H242ZM73 193H74V195H73ZM233 194H235V196L237 197V194L239 195L238 197H237V199L240 201V203H239V201L236 199L235 200V196L233 195ZM241 196V197H240ZM242 196H243V198H242ZM202 197V198H201ZM245 197V198H244ZM242 198V199H241ZM200 199V200H199ZM241 201H243V202H241ZM199 203V204H198ZM201 203V204H200ZM241 203H242V205H241ZM244 203V204H243ZM198 204V205H197ZM202 204H204V205H202ZM195 205H196V207H195ZM202 205V206H201ZM208 205H209V207H208ZM86 206V207H85ZM85 206H82L81 207V209L83 210V212H85L87 215H88V217H90V218H98L99 219V222L98 223H100V225L102 226V228H104V229H106V227H110V224H109V222L107 223V221L106 220H104L103 218L104 217H102L101 218V214H100V212H98L95 208H91V206H89V205H85ZM209 208H207V207ZM236 206H239V207H236ZM243 206V207H242ZM89 207L91 208V210L89 209ZM213 207V208H212ZM236 207V208H235ZM85 208V209H84ZM86 208H87V210H89L88 212H87V210H86ZM217 208H218V210H217ZM240 208V209H239ZM242 208H245V210L243 209V210H241ZM197 209V210H196ZM198 209H199V211H198ZM212 211H211V210ZM234 209H235V213L233 212L234 211ZM95 212H94V211ZM141 210H143V211H145V213H148L149 211H148V209H145V207H143ZM148 211V212H147ZM217 211V212H216ZM219 211V212H218ZM93 212V213H92ZM214 212V213H213ZM221 212V213H220ZM92 213V214H91ZM145 213H144V215H145ZM210 213V214H209ZM220 213V214H219ZM89 214H90V216H89ZM93 215V216H92ZM124 215V214H123ZM131 217L133 216V213L132 214H129ZM139 215H141V214H139ZM216 217H215V216ZM92 216V217H91ZM97 216V217H96ZM124 216H126V215H124ZM136 216V215H135ZM134 216V217H135ZM209 216V217H208ZM211 216V217H210ZM213 216V217H212ZM220 216H222V217H220ZM101 218V220H100V218ZM220 219V220H219ZM233 219H235L234 220V223H232L233 222ZM153 220V219H152ZM151 220V221H152ZM209 220V221H208ZM105 221V222H104ZM150 221V223H149V221H147V222H145L144 224H141V225H143V226H148V227H152V228H154V229H156L157 230V232L159 233V235L161 236V238H162V240H163V242L165 243V244H168V245H174V244H180V242L178 243V240L179 239H175V238H173L172 236H170L171 238H173V239H171L170 237H167V233H166V230L165 229H160L161 228V226L162 225H160V223H158L157 221L156 222H151ZM158 224V225H157ZM249 226V227H248ZM258 228V229H256V228ZM230 228V229H229ZM234 228V229H233ZM242 228V227H241ZM210 229H212V227H210ZM247 230V231H246ZM257 230V231H256ZM159 231H161V232H159ZM231 231V232H230ZM236 231V232H235ZM253 231V232H252ZM255 231V232H254ZM260 231V232H259ZM165 234H164V233ZM234 234H233V233ZM258 232V233H257ZM210 233H211V231H210ZM235 233H236V235H235ZM247 233V234H246ZM254 233H255V235H256V240L254 239L255 237H254ZM262 233V234H261ZM248 235V236H247ZM107 236L109 237V240L115 245V246H117L119 249H126L125 250V252H127V253H130V254H132V256L134 257V258H136V259H140V258H145L146 260L147 259H151L152 260V262L151 263H153V264H179V262L176 260V259H174V258H172V259H167L166 261H162L161 259L159 260L158 259V257L156 256V249H155V244L154 243H143V242H139L138 241V243H137V239L134 237V236H132V235H126L125 237L123 236V235H121V234H118V233H113L112 234V232H110L109 234H107ZM166 238H165V237ZM232 236H234V237H232ZM236 236V237H235ZM238 236H239V238H242L243 239V241H242V239H239L238 238ZM230 237V238H229ZM250 237V238H249ZM260 237V238H259ZM164 238V239H163ZM168 238H170V240L168 239ZM239 240V242L240 243H244V244H241L240 245V243L238 242V240ZM245 238V239H244ZM231 239V240H230ZM262 239V240H261ZM164 240H166V241H164ZM236 240H237V242H236ZM245 240H247V242L249 243H247ZM249 240H253V241H249ZM258 240H259V242H261V243H258ZM170 241H172V242H170ZM180 241V240H179ZM182 241V240H181ZM242 241V242H241ZM168 242V243H167ZM251 242L253 243V245L251 244ZM258 244H257V243ZM182 243V242H181ZM239 244V245H238ZM251 244V245H250ZM236 245V246H235ZM241 246H243L242 247V249H241ZM248 246V247H247ZM260 246V247H259ZM236 247V248H235ZM238 247V248H237ZM246 247V248H245ZM250 247V248H249ZM257 247V248H256ZM259 247V248H258ZM252 248H255V249H252ZM261 248V249H260ZM240 249V250H239ZM259 249V250H258ZM149 251V252H148ZM233 251V254L231 253ZM246 251V252H245ZM247 251L249 252V253H247ZM254 252V253H253ZM243 253V254H242ZM247 253V254H246ZM246 254V255H245ZM233 255H235V256H233ZM247 255H249V256H247ZM251 255V256H250ZM210 255H207L205 258H207V259H205L204 258V256H202V260H201V262L203 263V264H216V263H214L213 261H215V260H213V259H210V258H213V256L211 257H209ZM232 256V257H231ZM243 256V257H242ZM246 256V257H245ZM138 257V258H137ZM244 257H245V260H244ZM153 258V259H152ZM235 258V259H234ZM249 259V260H248ZM255 259V260H254ZM149 260H147V261H149ZM153 260H154V262H153ZM244 260V261H243ZM189 261H191V263L190 264H196L197 263V261H195L194 260V258L192 257V259L190 260L189 259ZM195 261V262H194ZM209 261V262H208ZM178 262V263H177ZM192 262H194V263H192ZM249 262H251V263H249ZM201 263V264H202ZM198 264H200V262L198 263Z\"/></svg>",
	"mask_w": 264,
	"mask_h": 264
},
{
	"label": "water",
	"instance_id": "obj_3",
	"mask_svg": "<svg viewBox=\"0 0 264 264\" xmlns=\"http://www.w3.org/2000/svg\"><path fill=\"white\" fill-rule=\"evenodd\" d=\"M11 191L0 184V264H108L80 243L86 237Z\"/></svg>",
	"mask_w": 264,
	"mask_h": 264
}]
</instances>
